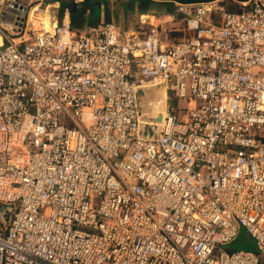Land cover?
Masks as SVG:
<instances>
[{
    "label": "built area",
    "instance_id": "1",
    "mask_svg": "<svg viewBox=\"0 0 264 264\" xmlns=\"http://www.w3.org/2000/svg\"><path fill=\"white\" fill-rule=\"evenodd\" d=\"M45 1L0 0V264H264V0L175 4V43Z\"/></svg>",
    "mask_w": 264,
    "mask_h": 264
},
{
    "label": "rangeland",
    "instance_id": "2",
    "mask_svg": "<svg viewBox=\"0 0 264 264\" xmlns=\"http://www.w3.org/2000/svg\"><path fill=\"white\" fill-rule=\"evenodd\" d=\"M58 1H61L59 2L60 5L58 3V5L56 4V2ZM83 1L81 2L80 0H66L65 3H68L69 9L67 8L64 11L61 21L63 22L65 17L70 14L71 10L73 9V7H71V4L75 2L78 3V9L76 12L73 13L75 14L74 16H81V11L85 8V6L90 8L91 10L89 11L90 13L87 17L82 16L84 18V22H81V25L77 26V28H80L79 30L86 29L87 21L90 18L94 19L97 25L113 22L122 31L134 35H136V33L140 35H145L149 32L157 30L160 32L163 38H169L172 43L178 42V40H180L184 35L181 30L182 25L179 22V18H176L174 21H171V15L167 13V7L163 4H159L155 7L150 8L146 14H141L140 8L138 6H135V8H131L130 0H88L85 5L81 4L83 3ZM218 1L220 5H223L225 7L226 10L241 8V4L234 0ZM62 4V0H46L43 3V7L41 9L43 11L46 9L51 19L58 20L59 22L62 14ZM92 6H96L97 8H99H92ZM46 11H41V15H44L42 16V18H39L40 22L44 20ZM155 92L156 97L154 99L152 98V93H147L146 97H144L145 95H143L146 93H142V103L144 111L152 110V108H149V106H155L159 102L160 106L157 113L163 112L165 107L164 103L166 101L165 90L158 89ZM169 97V105L176 109L179 103L175 101L174 98H171V96ZM160 117L161 116H157V122L159 123L162 122V120H159ZM225 248H229L230 250L238 252L258 251L256 240L249 236L243 228L239 229L238 237L229 245L225 246Z\"/></svg>",
    "mask_w": 264,
    "mask_h": 264
},
{
    "label": "water",
    "instance_id": "3",
    "mask_svg": "<svg viewBox=\"0 0 264 264\" xmlns=\"http://www.w3.org/2000/svg\"><path fill=\"white\" fill-rule=\"evenodd\" d=\"M153 1H155V2H171L174 4H200V3L214 2V1H218V0H153ZM234 1L242 3V2H248L250 0H234ZM71 7H73V9L71 10L70 13L76 12L78 9V3H75V2L72 3ZM159 120H162L161 117ZM141 131H142L143 137L154 138V137L158 136L159 131H160V126L158 124L142 123L141 124ZM12 210H13L12 207H5V208L1 209L0 210V216L3 218V216L6 213L11 212Z\"/></svg>",
    "mask_w": 264,
    "mask_h": 264
},
{
    "label": "trees",
    "instance_id": "4",
    "mask_svg": "<svg viewBox=\"0 0 264 264\" xmlns=\"http://www.w3.org/2000/svg\"><path fill=\"white\" fill-rule=\"evenodd\" d=\"M65 1L66 0H62L63 4H62V14H61L60 22L62 20L64 11L67 8H69L68 3H65ZM87 1L88 0H84L83 3H81V4L85 5L87 3ZM159 4H163V5H165L167 7V13H169V14H172L173 13L174 8H175V4L174 3H171V2H155L153 0H130L131 8H135V6H138L140 8L141 14H146L150 8L155 7V6L159 5ZM94 7H96V6H92V8H94ZM84 9H85L84 12H86L87 10L91 11L90 8H88L86 6H85ZM238 10L239 9H229L228 11H238ZM74 15L75 14H71V25H72V27L74 29H78L79 30L80 28H77V25H76V17Z\"/></svg>",
    "mask_w": 264,
    "mask_h": 264
},
{
    "label": "crops",
    "instance_id": "5",
    "mask_svg": "<svg viewBox=\"0 0 264 264\" xmlns=\"http://www.w3.org/2000/svg\"><path fill=\"white\" fill-rule=\"evenodd\" d=\"M81 2L83 1V0H80ZM59 2H61V1H58V2H56V4L58 3L59 5H60V3ZM55 4V5H56ZM57 4V5H58ZM49 8V7H48ZM69 9V8H68ZM84 10L85 9H82V11H81V16L80 15H78V16H75L76 17V25L77 26H79V25H81V22H84V18L83 17H87L88 16V14L90 13L89 12V10H87L86 12H84ZM46 11V9L43 11L42 10V12H45ZM84 13V14H83ZM45 14H47L48 16H49V20H50V26H51V24H52V19H51V17H50V15H49V13L46 11V13ZM71 14H73V13H70V14H68V16H66L65 17V20H68V21H70L71 22ZM44 14H42L41 16H39V18H42V16H43ZM105 15V14H104ZM83 16V17H82ZM103 16V15H102ZM147 17V16H146ZM97 23H96V21H94V19H88V21H87V24H86V29L87 28H89L90 26H94V25H96Z\"/></svg>",
    "mask_w": 264,
    "mask_h": 264
},
{
    "label": "bare ground",
    "instance_id": "6",
    "mask_svg": "<svg viewBox=\"0 0 264 264\" xmlns=\"http://www.w3.org/2000/svg\"><path fill=\"white\" fill-rule=\"evenodd\" d=\"M34 18V17H33ZM37 26L41 24L45 29H51L49 16L45 14L44 20L40 23H35Z\"/></svg>",
    "mask_w": 264,
    "mask_h": 264
}]
</instances>
